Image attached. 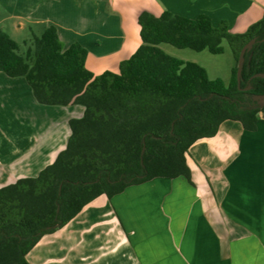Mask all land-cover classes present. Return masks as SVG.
Instances as JSON below:
<instances>
[{"label":"crops","instance_id":"obj_1","mask_svg":"<svg viewBox=\"0 0 264 264\" xmlns=\"http://www.w3.org/2000/svg\"><path fill=\"white\" fill-rule=\"evenodd\" d=\"M100 1L0 0V24L42 17L47 27L57 28L65 48L81 44L88 51L86 67L100 75L119 72L142 44L144 11L190 19L205 14L214 26L226 22L233 34L245 33L264 16V0ZM90 36L94 45L86 43ZM84 112L80 105L41 104L24 77L0 71V188L36 177L54 163L72 134L70 120ZM259 118L255 130L228 120L216 136L193 144L186 154L192 182L160 177L112 199L101 195L67 225L43 236L28 261L264 264L263 115Z\"/></svg>","mask_w":264,"mask_h":264},{"label":"trees","instance_id":"obj_2","mask_svg":"<svg viewBox=\"0 0 264 264\" xmlns=\"http://www.w3.org/2000/svg\"><path fill=\"white\" fill-rule=\"evenodd\" d=\"M139 25L137 51L119 72L100 75L86 67L88 51L81 44L65 49L55 26L33 35L25 52L0 30L1 72L24 77L41 104L85 108L83 117L70 120L72 134L54 163L0 188V264H30L27 255L43 236L101 195L112 199L160 177L192 182L186 154L193 144L216 136L225 121L255 130L259 114L264 118V107L252 99L264 94V78L254 77L264 73V16L243 34H233L226 22L214 26L205 14L190 19L144 11ZM254 38L259 41L245 55L239 86L240 52ZM224 41L236 61L228 84L161 48L219 55Z\"/></svg>","mask_w":264,"mask_h":264},{"label":"rangeland","instance_id":"obj_3","mask_svg":"<svg viewBox=\"0 0 264 264\" xmlns=\"http://www.w3.org/2000/svg\"><path fill=\"white\" fill-rule=\"evenodd\" d=\"M100 2H110L109 0H103ZM1 18V16H0ZM40 20H31L28 16L23 17L21 20H7L0 24V30L8 33L12 39H14L21 47V52H25L30 45V41L33 35H42L46 27L48 26ZM21 23V28L18 24ZM219 24H215L218 26ZM78 37V36H77ZM79 38V37H78ZM94 36H90L86 43L94 45ZM78 40V39H76ZM28 42L26 46L25 43ZM71 45L66 46L65 49ZM225 52L223 54L214 55L208 50L201 52L194 51L192 49H179L169 44H162L161 48L169 55L176 57L184 61H190L203 66L211 79L221 78L226 84L229 83V79L232 76V69L236 65L235 57L230 44L227 41L223 42ZM103 66V65H102ZM101 66V67H102Z\"/></svg>","mask_w":264,"mask_h":264},{"label":"water","instance_id":"obj_4","mask_svg":"<svg viewBox=\"0 0 264 264\" xmlns=\"http://www.w3.org/2000/svg\"><path fill=\"white\" fill-rule=\"evenodd\" d=\"M258 38H254L252 40H250L241 50L240 52V56H239V60H238V71H237V80H238V85H241L242 82V73H243V69H244V64H245V55L250 52L253 48V46L258 42ZM261 41H264L261 40ZM255 78L257 77H261L264 78V73H260L254 76ZM251 87L246 88L245 90H250ZM252 99L257 103V105L260 108L264 107V94L262 95H253ZM144 152V150H143Z\"/></svg>","mask_w":264,"mask_h":264}]
</instances>
